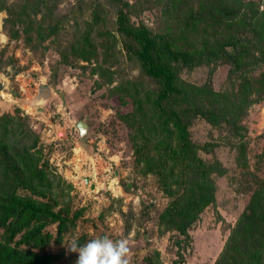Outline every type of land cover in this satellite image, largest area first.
Instances as JSON below:
<instances>
[{
    "label": "rangeland",
    "instance_id": "obj_1",
    "mask_svg": "<svg viewBox=\"0 0 264 264\" xmlns=\"http://www.w3.org/2000/svg\"><path fill=\"white\" fill-rule=\"evenodd\" d=\"M121 10L176 51L217 52L239 41L232 56L177 67L190 98L179 90L164 102L182 113L203 106L219 119L183 118L197 155L215 171V199L187 236L166 211L192 184L193 170L182 163L168 182L171 167L156 166L167 139L153 105L160 86L143 72L135 41L119 31ZM42 85L48 96L38 102ZM0 116L38 138L36 153L54 182L41 198L66 218L45 220L49 241L20 250L47 255V264H75L73 241L107 236L129 241L130 264H216L264 182V0H0ZM79 121L89 125L85 140ZM8 237L1 229L0 240Z\"/></svg>",
    "mask_w": 264,
    "mask_h": 264
},
{
    "label": "trees",
    "instance_id": "obj_2",
    "mask_svg": "<svg viewBox=\"0 0 264 264\" xmlns=\"http://www.w3.org/2000/svg\"><path fill=\"white\" fill-rule=\"evenodd\" d=\"M118 26L119 31L135 41L143 72L157 80L160 86L153 105L155 113L160 114L157 117L161 123L160 129L167 139L163 140L165 153L156 166L159 163L160 173L171 167L170 174H162L168 182L182 163L193 170V176L189 179L192 184L183 194L180 193L182 195L177 193L178 198H174L166 211L172 227L187 236V231L197 223L203 209L215 199V183L211 175L215 171L209 169L197 155L183 118H188L192 113L204 116L213 124H217L219 119L203 106L193 105L182 113L164 102L173 98L179 90L183 95L182 100L188 101L190 98L189 92L179 87L177 67L199 65L222 55L232 56L239 50V41H227L217 52L206 53L204 50L191 54L173 50L167 42L159 43L147 29L131 24L123 10L119 12ZM138 105L142 111L141 100ZM14 122V117L0 116V136L4 137L0 139L5 141L4 147L0 146V151L4 152V156H0V230L6 228L9 236L7 242L0 240V264H47L50 262L47 255L30 248L20 250V245L44 244L50 238V234L41 235L44 221L51 219L61 225L66 218L52 212L41 198L53 192L54 182L36 153L38 138L32 142ZM154 132L160 133L159 128L150 131ZM163 182L166 190L173 192L170 185L165 180ZM19 190L28 191L34 196L24 195ZM17 235H20V243L13 245ZM216 264H264V182L231 232Z\"/></svg>",
    "mask_w": 264,
    "mask_h": 264
},
{
    "label": "clouds",
    "instance_id": "obj_3",
    "mask_svg": "<svg viewBox=\"0 0 264 264\" xmlns=\"http://www.w3.org/2000/svg\"><path fill=\"white\" fill-rule=\"evenodd\" d=\"M68 250L77 253L75 264H130L129 241L107 236L91 239L83 245L73 241Z\"/></svg>",
    "mask_w": 264,
    "mask_h": 264
},
{
    "label": "water",
    "instance_id": "obj_4",
    "mask_svg": "<svg viewBox=\"0 0 264 264\" xmlns=\"http://www.w3.org/2000/svg\"><path fill=\"white\" fill-rule=\"evenodd\" d=\"M47 89L48 88L45 85H42L40 87L38 98L43 97V99L41 101H44L47 98V96H48V93H47L48 90ZM77 127L79 129L81 139L85 140L87 135H88V131H89L88 123L86 121H79L78 124H77Z\"/></svg>",
    "mask_w": 264,
    "mask_h": 264
},
{
    "label": "bare ground",
    "instance_id": "obj_5",
    "mask_svg": "<svg viewBox=\"0 0 264 264\" xmlns=\"http://www.w3.org/2000/svg\"><path fill=\"white\" fill-rule=\"evenodd\" d=\"M37 100L36 101H41L43 99V97H40V98H36Z\"/></svg>",
    "mask_w": 264,
    "mask_h": 264
}]
</instances>
